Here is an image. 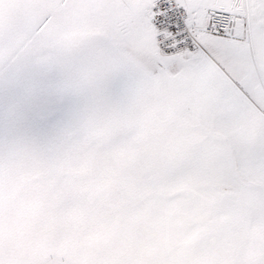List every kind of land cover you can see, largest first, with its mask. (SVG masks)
<instances>
[{"label":"snow or ice","instance_id":"obj_1","mask_svg":"<svg viewBox=\"0 0 264 264\" xmlns=\"http://www.w3.org/2000/svg\"><path fill=\"white\" fill-rule=\"evenodd\" d=\"M0 264H264V0H0Z\"/></svg>","mask_w":264,"mask_h":264}]
</instances>
